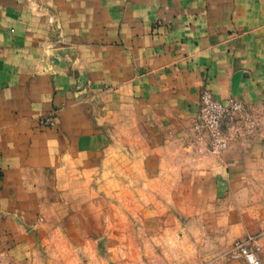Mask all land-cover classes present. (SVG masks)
I'll return each instance as SVG.
<instances>
[{
    "label": "crops",
    "instance_id": "1",
    "mask_svg": "<svg viewBox=\"0 0 264 264\" xmlns=\"http://www.w3.org/2000/svg\"><path fill=\"white\" fill-rule=\"evenodd\" d=\"M204 88L259 127L221 156L194 139ZM0 153V264L61 255L114 197L164 239L222 221L264 158V0H0Z\"/></svg>",
    "mask_w": 264,
    "mask_h": 264
},
{
    "label": "rangeland",
    "instance_id": "2",
    "mask_svg": "<svg viewBox=\"0 0 264 264\" xmlns=\"http://www.w3.org/2000/svg\"><path fill=\"white\" fill-rule=\"evenodd\" d=\"M252 122L250 127L237 132L234 139L238 137L237 139L246 140L251 136L250 133L259 128L258 125L255 126L253 120ZM194 139L199 143L200 148L204 149V153L213 154L206 151L205 138L204 141H198L195 133ZM251 165L254 166L253 173L245 176L241 182L244 185H241L239 190L227 192L223 206L208 208L210 218L211 215L217 214L224 217L222 221L216 219L214 222L192 221L186 223V227H177L173 232L176 234L172 238L165 239L159 235L158 227L161 224H157V229L156 227L154 229L158 231L157 236L161 239H153L152 224L137 221L136 208H130L134 214L129 213L127 222H119L122 208L119 205L120 199L114 197L112 200L117 206L106 208L107 211L109 210L106 211L108 216L106 223L104 221L97 223L95 228L93 225L91 228L88 226L83 228L82 224L80 227L71 225L73 227L65 234L79 233L80 239L64 240L61 255L47 256L38 253L32 256V262L33 264H247L244 259L235 257L233 249L236 243L256 237L261 247L258 257L264 264V158L256 159ZM180 230L186 232L187 239H180L177 236ZM90 233L92 235L90 238L85 237ZM54 241L57 243V238H54ZM80 245L82 250H77ZM34 250L37 252L38 249Z\"/></svg>",
    "mask_w": 264,
    "mask_h": 264
},
{
    "label": "built area",
    "instance_id": "3",
    "mask_svg": "<svg viewBox=\"0 0 264 264\" xmlns=\"http://www.w3.org/2000/svg\"><path fill=\"white\" fill-rule=\"evenodd\" d=\"M45 126H56L55 115L42 121ZM252 125L246 103L240 98H231L227 103L217 100L213 93L204 88L200 93L199 112L193 124L198 141H207L206 151L221 155L234 139L230 131L241 132ZM0 153V163H1ZM235 257L242 258L247 264H262L258 254L261 247L256 237L238 242L233 249Z\"/></svg>",
    "mask_w": 264,
    "mask_h": 264
}]
</instances>
